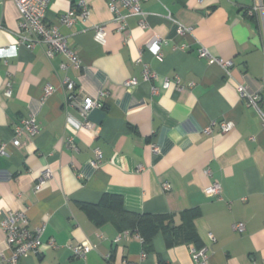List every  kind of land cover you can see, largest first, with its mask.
Listing matches in <instances>:
<instances>
[{
	"label": "crops",
	"instance_id": "obj_1",
	"mask_svg": "<svg viewBox=\"0 0 264 264\" xmlns=\"http://www.w3.org/2000/svg\"><path fill=\"white\" fill-rule=\"evenodd\" d=\"M257 1L149 0L143 15L129 17L119 32L109 1L88 0L86 22L60 27L80 68L64 70V56L49 60L39 46H21L0 59V149L6 146L0 154V264H8L12 252L1 228L12 212L25 213L29 230L45 244L18 264H194L191 245L208 248L209 264H264V120L236 88L258 95L264 114V0L262 11H254ZM76 2L51 0L46 22L59 25ZM19 19L12 0H0V47L17 44ZM101 25L107 27L104 44L94 36ZM202 47L233 64L231 81L220 65L200 58ZM66 79L77 95L97 101L88 116L94 128L68 126V117L80 123L84 117L67 105ZM132 79L139 84L126 87ZM48 85L56 91L45 98ZM31 116L39 132L13 146L16 127ZM223 121L235 128L223 134ZM66 137L75 138L77 150L65 145ZM97 149L102 160L94 164ZM48 169L52 177L38 188ZM215 182L222 190L214 198L208 188ZM104 195L121 196L132 213L170 216L175 227L182 214L197 210L198 243L161 229L147 244L137 233L116 243L127 231L97 226L84 208ZM237 224L245 231L235 230ZM50 240L55 248L46 246ZM78 245L92 248L86 258L74 257L70 248Z\"/></svg>",
	"mask_w": 264,
	"mask_h": 264
},
{
	"label": "built area",
	"instance_id": "obj_2",
	"mask_svg": "<svg viewBox=\"0 0 264 264\" xmlns=\"http://www.w3.org/2000/svg\"><path fill=\"white\" fill-rule=\"evenodd\" d=\"M108 6L113 14L114 22L118 25V31L123 32L126 28L127 19L129 17L142 16L143 12L141 6L144 2L149 0H108ZM18 9L20 19H19V31H18V42L15 46L0 47V59L6 60L7 58L15 54L16 48L25 46L28 49H34L35 47L44 48L46 57L49 60L54 59L57 55H62L67 59V63L63 65V69L67 70L69 67L80 68L82 61L77 52H75L68 44L67 38L60 32V27L71 28L77 22H86L90 15V8L88 0H77L74 6L69 9L60 20L59 25H49L46 22V15L49 9L51 0H12ZM263 10V3L258 0L254 11ZM123 11H126L125 15ZM143 28H146L145 23L141 24ZM180 32H188L183 26H179ZM3 27L0 25V33ZM107 27L105 25L96 26L94 28L95 40L101 44H104L107 37ZM157 43V42H156ZM157 52L158 49H157ZM199 56L202 59L208 60L210 63H216L220 65L226 72L227 78L231 81L232 74L230 68L232 67L231 62H224L215 58L206 47H202L199 51ZM153 74L149 72L148 69L144 72V80L150 81ZM139 84L137 79L129 80L125 83L126 87H136ZM172 82L167 79L164 84V88H169ZM62 90L67 97V105L70 107H75L80 110L82 116L84 117V123L76 122L71 117L67 118L68 126H72L76 131L84 128H94V126L89 122V113L98 107V103L91 98L77 95L75 93V84L66 79L62 82ZM242 99L248 100L249 106L254 108L258 114L264 120V114L259 108L260 98L258 95L251 94L246 87L242 85L236 86ZM56 89L53 86L48 85L45 89V98L53 95ZM12 84L9 78L6 80L5 95L9 99L12 97ZM221 132L223 134L231 132L235 128V124L230 121H223L220 124ZM211 130L207 129L206 132L209 133ZM39 132L38 125L33 116L23 120L21 125L16 127L14 138L12 141L13 146L20 147L22 145L23 136H35ZM65 145L72 150H77L74 137H66ZM6 146L3 145L0 149V154H6ZM154 151L157 149L154 147ZM95 161L94 164H98L102 160V152L97 149L95 151ZM210 175V171L207 172ZM52 177L51 170H45L41 176L40 184L38 188H41L47 180ZM164 189L169 191L171 189L170 185H165ZM221 185L219 183H213L210 188H208V193L212 197H219L221 194ZM1 228L4 230L6 235V243L11 248V256L8 259V264H18L20 259L27 256L30 253H38L45 246L41 241L40 233L31 231L28 228V219L23 212H12L10 213L1 223ZM234 229L239 232L245 231L244 224H237ZM131 236L130 232H125L118 236L116 243H119L123 238L128 239ZM209 239L214 242L215 238L212 234L209 235ZM49 248H55V242L50 240L47 244ZM73 255L77 259L86 258V256L91 252L92 248L90 246H73L70 248ZM190 250L193 254L194 264H209L208 248L204 247L201 250H197L193 245L190 246ZM124 264H134L128 260H124Z\"/></svg>",
	"mask_w": 264,
	"mask_h": 264
},
{
	"label": "trees",
	"instance_id": "obj_3",
	"mask_svg": "<svg viewBox=\"0 0 264 264\" xmlns=\"http://www.w3.org/2000/svg\"><path fill=\"white\" fill-rule=\"evenodd\" d=\"M88 216L97 226L111 223L121 231L139 234L147 244L161 229L173 234L171 237L182 238L185 242L198 243V237L193 226L194 219L198 216L197 210H190L182 214V225L170 226L172 217L153 216L129 212L124 207L121 196L104 195L97 205H84ZM170 220L166 225L165 221Z\"/></svg>",
	"mask_w": 264,
	"mask_h": 264
}]
</instances>
